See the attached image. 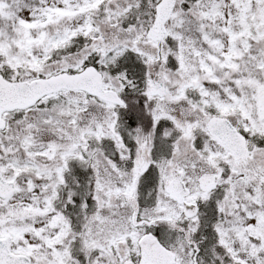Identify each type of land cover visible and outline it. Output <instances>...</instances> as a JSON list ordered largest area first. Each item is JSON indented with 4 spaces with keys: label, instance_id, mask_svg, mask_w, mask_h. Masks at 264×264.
Listing matches in <instances>:
<instances>
[{
    "label": "snow or ice",
    "instance_id": "snow-or-ice-1",
    "mask_svg": "<svg viewBox=\"0 0 264 264\" xmlns=\"http://www.w3.org/2000/svg\"><path fill=\"white\" fill-rule=\"evenodd\" d=\"M0 264H264V0H0Z\"/></svg>",
    "mask_w": 264,
    "mask_h": 264
}]
</instances>
